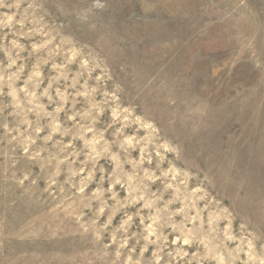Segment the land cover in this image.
I'll list each match as a JSON object with an SVG mask.
<instances>
[{
	"label": "rangeland",
	"instance_id": "rangeland-1",
	"mask_svg": "<svg viewBox=\"0 0 264 264\" xmlns=\"http://www.w3.org/2000/svg\"><path fill=\"white\" fill-rule=\"evenodd\" d=\"M0 264H264V0H0Z\"/></svg>",
	"mask_w": 264,
	"mask_h": 264
}]
</instances>
